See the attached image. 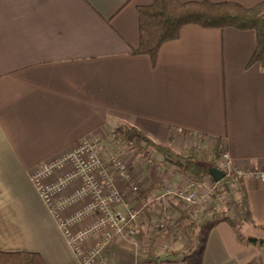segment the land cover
<instances>
[{
    "label": "crops",
    "instance_id": "crops-1",
    "mask_svg": "<svg viewBox=\"0 0 264 264\" xmlns=\"http://www.w3.org/2000/svg\"><path fill=\"white\" fill-rule=\"evenodd\" d=\"M154 1L0 0V252L37 253L46 264H80L31 176L48 160L86 140L105 142L127 124L182 154L193 148L211 153L220 141L230 171L245 174L239 177L255 222L239 231L219 222L203 233V223L193 224L188 242L153 232L147 244L146 237L137 240L140 246L158 257L166 244L175 251L186 246L171 260L186 258L185 264H264V69L249 65L257 35L188 24L177 40L162 45L153 62L132 50L140 41L138 8ZM179 1L246 8L264 2ZM129 168L140 187L136 196L118 175L109 174L126 198L120 209L132 204L141 211L160 208L164 215L176 209L158 189L174 188L167 196L180 191V179L188 181L187 176L174 166L163 178L157 171L147 175ZM246 227L250 233L243 232ZM161 238L164 245L158 244ZM141 257L109 259L151 264L149 251Z\"/></svg>",
    "mask_w": 264,
    "mask_h": 264
},
{
    "label": "built area",
    "instance_id": "built-area-1",
    "mask_svg": "<svg viewBox=\"0 0 264 264\" xmlns=\"http://www.w3.org/2000/svg\"><path fill=\"white\" fill-rule=\"evenodd\" d=\"M104 143L98 139L86 140L68 152L48 160L31 176L37 192L55 217L80 264H109L103 257L104 249L116 237L133 239L139 232L136 222L141 210L129 211L124 214L116 209L124 205L125 200L121 192L111 185L109 175L103 169L101 153L105 148ZM227 160L228 155L224 154L223 166L226 167L224 173L231 174ZM112 162L115 163L122 182L128 184L133 193H138L140 191L139 184L134 182L135 180L123 160L113 158ZM63 171H65L64 174L52 181L55 175ZM97 174L104 177L108 185L106 188L97 180ZM239 175L245 177L244 173H239ZM78 182H81V185H78L79 187L77 186L78 188L72 194L63 196L68 188L74 184L76 186ZM217 184L218 182L215 180L210 185H207L206 182H190L186 190L169 191L168 196L177 200L182 210L190 213L192 218H204L205 214L209 212L207 210L212 207V204H208V202L211 200V195ZM87 198H91V200L85 203L83 208L70 216L65 215L68 208ZM212 209H215V206ZM95 214L100 215L95 222L85 228H77L81 221ZM175 225L173 216L165 214L158 227L162 232L171 233V229L175 231L173 228ZM177 227L179 226L177 225ZM179 229L182 230V228ZM177 231H175V235L181 240L182 237L177 235ZM96 237H101V239L88 249L87 243ZM167 246L169 245L166 244L165 247Z\"/></svg>",
    "mask_w": 264,
    "mask_h": 264
},
{
    "label": "trees",
    "instance_id": "trees-1",
    "mask_svg": "<svg viewBox=\"0 0 264 264\" xmlns=\"http://www.w3.org/2000/svg\"><path fill=\"white\" fill-rule=\"evenodd\" d=\"M139 14V46L132 50L135 56L147 55L153 62L165 42L177 40L181 29L188 24H196L203 28H234L241 31L253 30L257 35V46L249 65H260L264 69V2L251 8H246L234 2L213 3L181 2L179 0H155L150 6L138 8ZM136 134L145 148L137 149L146 155L150 149L158 154L177 172L189 178L192 183H202L211 176V169H218V163L225 154L222 143L217 142L211 153L193 148L187 154L177 153L173 147L155 142L152 138L138 131L136 128L120 124L112 134V141L117 144L127 143L132 134ZM234 182L240 190L241 199L236 203L237 218L224 217L215 219L209 224L200 226L201 233L205 229L219 223L227 222L233 229L239 231L243 224L253 221L245 192L244 182L235 172L224 173L218 184L224 192L230 193V184ZM218 193V192H216ZM180 214L189 219L186 214ZM194 230H192V233ZM257 243V239L251 238ZM263 243V241H262ZM151 264H164L166 260L158 257L153 249L149 250ZM185 260H188L185 258ZM0 264H46L40 254L31 252H0Z\"/></svg>",
    "mask_w": 264,
    "mask_h": 264
},
{
    "label": "rangeland",
    "instance_id": "rangeland-1",
    "mask_svg": "<svg viewBox=\"0 0 264 264\" xmlns=\"http://www.w3.org/2000/svg\"><path fill=\"white\" fill-rule=\"evenodd\" d=\"M112 138L113 137L111 135L110 139L105 141V143H104L105 148H104L103 152L101 153V159H102L103 164H104L103 169L105 172H107L108 175L111 173L118 175V172L116 170V165H115V163L112 162L113 158L123 160V162L128 166L129 172L132 175L133 179H134V176H133V173L129 167L135 168L136 170L138 169V171H142L143 173H145L147 175L155 174V171H157L158 175L162 178L168 172V170L170 168H172L171 164H169L163 158L162 155L158 154L157 152H155L153 150L147 149L146 155H143L142 152H140L137 149V147L145 148V146L139 140V138L136 134L133 133L130 136L127 143H121V144L114 143L112 141ZM223 165H224V162L220 161L218 163V168H220L223 172H226L225 171L226 167H224ZM175 170L177 171L176 168H175ZM181 175H183V174H181ZM184 176L185 175H183V177ZM101 178L104 179L103 176H101ZM53 180L55 181V177L52 178V181ZM97 180H98V178H97ZM213 181H214V178L211 175L210 177L207 178V180H204L203 182H206L207 185H210L211 182H213ZM134 182H137V181H134ZM180 183L181 184L184 183V185H182L181 187H178L176 190L184 191V190H186L190 181L189 180L187 181L186 179L184 181H182V179H180ZM74 185L71 188H68L64 192L63 196H67L70 193L72 194L75 191V189H77L79 187L78 185H81V182H78V184L76 186H74ZM126 185H127V187H129L128 184H126ZM104 187L106 188L107 186H104ZM169 189L174 190V188H171L169 186L165 187V186L161 185V187L158 189V195L163 194V198H166L170 202V205H171V203L174 204L176 209L173 210L172 212L169 211L170 213H165V214H170L173 216L174 222H176V225L173 227L175 229V231H177V229H179V228H182L183 231L182 230L180 231V229H179L177 231L178 232L177 235H180L182 238H185L186 239L185 242H188V239L191 236L190 234L192 233V230H194L191 227V226H193V224L195 226L198 224L200 225L201 223L209 224L215 219H221L224 217L237 218V216H238V211H237V207H236V203H238V200L236 198H238V197L240 198L241 193H240L239 187L234 182H232L230 184V193L224 192L222 187L219 184L215 185V189L211 195V200L210 201L208 200L209 201L208 204H212V207L207 210L209 212H207L205 214L204 218H199V217L198 218H190L193 222L192 223L190 221L191 224H186V222L188 223V221L190 219L187 220L185 217L180 215V213L178 212V210H180V207H178V202L174 199L169 200L168 196L166 195V192ZM204 192H206V190H204ZM216 192H218V193H216ZM139 193H140V191L138 193H133L134 194L133 196H136ZM124 199H126V198H124ZM89 200H91V198H87V199H85V201H81L80 203L76 204V205H79V204H81V205L78 208L73 209L72 211H69V210H71L72 208H75L76 205L68 208L67 211L65 212V215L70 216V215L74 214L77 210L83 208V206H85L84 204L87 203ZM161 200L163 201V199H161ZM169 202H167V207H169L168 206ZM214 206H215V209H212ZM128 207L129 208L127 209V207H126L125 210L123 209V207L121 209H120V207H117L116 209L120 210L124 214H127V212H129V211L136 212L139 210L137 208V205L134 206L131 204ZM163 208H165V207L162 206V209ZM167 210H169V209H167ZM162 212H164V211H161L160 208H156V211H151L150 207H147L146 210L141 211L136 223L139 227V230L142 231V230H144L143 227L145 228L146 234H144L142 236V235H140V233H139L140 231H139L137 236L133 239L132 238H126V237L125 238L124 237H122V238L116 237L104 249V252H103V257L108 261V263L111 264L110 259H109V257L111 258V256L114 259L116 258V261H117V258H120L121 256H126L129 259H131L135 256L142 258L141 256H142L143 252L148 253L149 250L144 249L143 248L144 245L140 246V243H138V242H139V240H142L143 237H146V241L145 240H143V241L147 244V242H149L147 240L150 239V236L152 235L153 232H156V233L161 232L162 237L164 236L163 234H168L169 236L172 237L173 242L181 241L179 238L176 237L175 231H172V229L170 230L171 233L167 232V231L162 232L159 229L158 226H159L160 222L163 220V217L165 216ZM181 212H183V211H181ZM94 216H95V218L87 223V220L94 217ZM99 217H100V215H98V214L91 215V216L87 217L85 220L81 221L79 223V225L77 226V228L78 229L85 228V227L89 226L90 224H92L93 222H95V220H97V218H99ZM177 225L179 227H177ZM250 231L251 230H249V228H247V227L245 229H243V232L245 234L250 233ZM100 239H101V237L92 238L87 243V245H86L87 248L89 247L88 249H90L91 247H93L96 244V242L99 241ZM134 239L136 242L138 240L137 245H135V241H133ZM163 241L165 243V239L161 238L160 240H158V244L163 243ZM144 242H142V243L144 244ZM166 242H167V240H166ZM164 243H163V245H164ZM163 245L161 247H163ZM165 246L163 247L165 250L162 248H161V250H159L160 253H163V254H161L160 258H162L163 260L167 259V261H165L164 264H185V260H183L182 257H178L179 258L178 261H171V260L174 256H177L178 254L181 255L182 252L185 251L186 246L179 251H175L174 246H173L174 247L173 250L169 249V248H172L171 246H167V247H165ZM109 252L111 255L109 254ZM141 263L146 264L145 262H141Z\"/></svg>",
    "mask_w": 264,
    "mask_h": 264
},
{
    "label": "water",
    "instance_id": "water-1",
    "mask_svg": "<svg viewBox=\"0 0 264 264\" xmlns=\"http://www.w3.org/2000/svg\"><path fill=\"white\" fill-rule=\"evenodd\" d=\"M211 175L213 176L214 180L219 182L220 179H222L224 177V172H222L221 170L213 168V169H211Z\"/></svg>",
    "mask_w": 264,
    "mask_h": 264
}]
</instances>
